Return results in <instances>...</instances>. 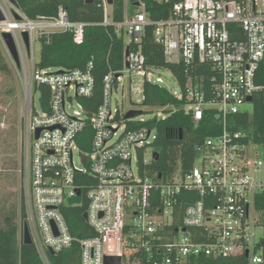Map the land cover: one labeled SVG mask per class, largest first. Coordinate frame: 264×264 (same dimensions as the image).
<instances>
[{
  "label": "built area",
  "instance_id": "built-area-1",
  "mask_svg": "<svg viewBox=\"0 0 264 264\" xmlns=\"http://www.w3.org/2000/svg\"><path fill=\"white\" fill-rule=\"evenodd\" d=\"M109 1L101 0L102 25L125 36L127 47L123 69L109 68L104 77L98 106L92 101V63L56 72L34 66L20 180L23 226L40 261L52 264L51 256L77 245L81 264H105L106 258H120L121 264H185L202 256L264 264V212L258 208L264 203V140L253 123L259 99L264 105V85L256 81L264 60V0H152L170 7L169 17L156 21L146 0H125L123 22L113 21ZM8 4L0 0L5 16L0 35L13 34L21 64L23 52L28 54L24 32L31 50L35 36L56 32L72 33L78 45L84 42L88 25L71 21L67 10L31 20ZM149 26L166 63L184 69V86L173 75L179 92L163 86L161 72L167 69L148 66L141 48L126 56ZM135 71L144 76L143 102L145 85H156L185 102L182 109L196 126L205 117L214 121L215 135L196 145L194 163L186 167L179 160L166 177L147 169L156 162L157 152L149 153L157 133L144 124L166 120L178 108L161 105L151 120L144 112L126 120L127 113L139 111L120 108L124 81L131 86ZM41 85L51 89L47 110L40 99L39 107L33 105V95L40 97L35 86ZM242 115L246 121L236 120ZM84 204L83 226L75 224L85 235L80 238L66 213Z\"/></svg>",
  "mask_w": 264,
  "mask_h": 264
},
{
  "label": "trees",
  "instance_id": "trees-1",
  "mask_svg": "<svg viewBox=\"0 0 264 264\" xmlns=\"http://www.w3.org/2000/svg\"><path fill=\"white\" fill-rule=\"evenodd\" d=\"M16 0L18 10L31 20L39 18H52L58 15L59 9L67 10L69 18L73 22L85 23L84 42L80 45L74 42V35L69 32H56L38 37L41 46L40 60L35 63L38 70L58 68L61 70L86 69L92 63V73L96 82V92L93 102H100L103 89V81L109 68L121 70L124 67V53L127 47L126 37H119L113 26H103L104 9L101 0ZM147 11L152 20H164L170 15V7L159 5L152 0H146ZM113 21L123 22L125 18V0H113ZM147 59V65L155 68H163L171 71L184 86L186 77L182 66H174L166 63L164 50L154 42V28L149 26L140 44L132 43V51L140 50ZM0 70L5 74L10 73L0 49ZM259 85H264V60L260 64L256 75ZM35 91H40V103L47 110L51 98V89L46 85L35 86ZM144 104L149 107L161 105L177 107L171 111L166 120L148 121L144 125L156 129L157 138L152 145L160 155V160L151 163L147 168L153 173L166 177L171 173L176 163L180 160L184 165L190 166L195 161V147L205 139L215 135L214 121L205 117L196 126L192 117L186 115L183 105L168 90L156 85L146 84L144 88ZM90 101H84L89 107ZM258 109L253 120L256 135L260 134L264 140V105L258 101ZM91 111V109H90ZM236 120H247L246 115L238 116ZM183 131L181 138L180 131ZM264 212V203L258 205ZM86 204L77 205L66 213L72 233L80 238L85 237L76 228L75 224L83 226ZM23 219V210L21 211ZM17 213L12 212L0 220V264H42L35 248L26 246L20 239V226L16 222ZM92 235V234H91ZM90 235V236H91ZM264 244V240H263ZM52 264H81L79 248L75 245L72 249L58 255L51 256ZM151 264V263H147ZM154 264V263H152ZM185 264H248L245 257L211 259L205 256L192 257Z\"/></svg>",
  "mask_w": 264,
  "mask_h": 264
},
{
  "label": "rangeland",
  "instance_id": "rangeland-1",
  "mask_svg": "<svg viewBox=\"0 0 264 264\" xmlns=\"http://www.w3.org/2000/svg\"><path fill=\"white\" fill-rule=\"evenodd\" d=\"M8 5L11 7L10 4ZM17 11L21 13L19 10ZM0 49L4 63L10 69L9 74L0 70V220L9 213L16 212V222L21 230L23 226L20 180L22 143L25 135L26 116L32 107L30 97L32 76L35 63L40 60L41 46L38 37L35 36L31 55L23 52L24 63L21 64L20 68L15 65L1 37ZM53 70L56 72L59 69L53 68ZM161 74L165 81L163 86L179 92L173 73L166 70L162 71ZM131 82L130 86L128 80L124 81L126 97L123 106L120 108H123L125 112L130 110L142 111L145 120H151L155 115L161 113L156 107H148L144 104L142 93L144 76L140 71L131 74ZM130 91L131 96L128 94ZM118 99L121 101L122 96H119ZM32 100L33 105L39 107V95H33ZM245 107L249 108V106ZM154 152L155 148L153 147L149 156H153ZM74 160L78 166H81L82 159L79 155L76 154ZM257 233L260 237L263 230L258 229Z\"/></svg>",
  "mask_w": 264,
  "mask_h": 264
},
{
  "label": "water",
  "instance_id": "water-1",
  "mask_svg": "<svg viewBox=\"0 0 264 264\" xmlns=\"http://www.w3.org/2000/svg\"><path fill=\"white\" fill-rule=\"evenodd\" d=\"M8 1L15 9L18 10V4H17L16 0H8ZM92 2H94V0H89L88 1V3H92ZM109 4L112 5L113 4V0H110ZM16 18L19 19L17 14H16ZM3 21H5V16H4L3 12L0 9V22H3ZM0 37L2 38L4 44H5L8 52H9V55L13 59L15 65L18 68H20L21 67V58H20L19 50H18V47H17V44H16V41H15V38H14L13 34L9 33V32H3V33H1ZM22 37H23V40H24V44H25L27 53L31 54V40H30L29 33L28 32L22 33ZM129 54H130V48H127L126 56L128 57ZM251 100L252 99L249 98L248 101H251ZM142 115H143L142 111H130L126 115V120L138 118V117H140ZM39 133H40V131H38V135L37 136H39ZM180 134H181V138H183V131L182 130L180 131ZM154 158H155V161H159L160 160V155L158 153H155L154 154ZM160 177H162V175H160ZM78 194H80V191H78ZM85 218H87V215H85ZM23 232H24V234H23L24 235L23 244L26 245V246H32V244H33L32 243V239H31V236H30V233H29V229H28V226H27L26 223H24ZM52 255H54V254L52 253ZM105 264H121V259L120 258H106Z\"/></svg>",
  "mask_w": 264,
  "mask_h": 264
}]
</instances>
